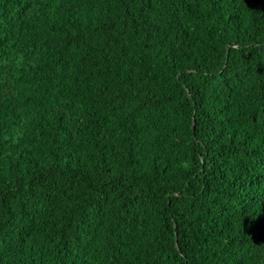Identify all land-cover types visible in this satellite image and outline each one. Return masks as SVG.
Masks as SVG:
<instances>
[{"label": "trees", "instance_id": "obj_1", "mask_svg": "<svg viewBox=\"0 0 264 264\" xmlns=\"http://www.w3.org/2000/svg\"><path fill=\"white\" fill-rule=\"evenodd\" d=\"M0 264H264V0H0Z\"/></svg>", "mask_w": 264, "mask_h": 264}]
</instances>
